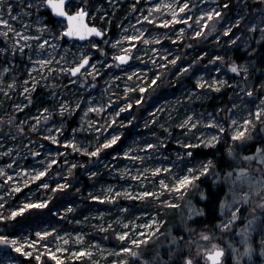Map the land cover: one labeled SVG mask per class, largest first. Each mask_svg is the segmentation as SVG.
Here are the masks:
<instances>
[{"label":"snow or ice","instance_id":"snow-or-ice-1","mask_svg":"<svg viewBox=\"0 0 264 264\" xmlns=\"http://www.w3.org/2000/svg\"><path fill=\"white\" fill-rule=\"evenodd\" d=\"M107 2L119 7V0ZM139 3L131 5L139 13L135 23H122L113 37L103 0H18L15 5L0 0V149L12 142L0 151L8 161L0 163V222L31 223L20 235L0 229V264H20L21 256L34 264H224L226 249L217 241L240 219L241 207L257 203L264 209V79L249 70L257 67L251 56L261 55L251 45L264 51V7L256 15L246 0L215 6L213 0ZM231 8L238 11L229 15ZM213 33L217 43L223 38L237 50L251 47L249 60L226 58L230 49L209 59L210 67L203 66L207 52L185 58L181 43ZM259 71L264 77V68ZM168 76L183 84L181 94L152 105L143 122L147 138L124 143V129L137 120L132 112L143 108L145 94L155 93ZM101 81L97 97L93 93ZM81 85L86 95L77 94ZM229 90L225 103L223 93ZM212 96L221 98L209 110L204 102ZM29 109L35 115L25 114ZM78 113L76 126L69 127V118ZM17 139L27 141L23 149ZM218 146H225V155H215ZM25 153L37 166L21 163ZM81 170L94 182L92 191L77 186ZM105 176L118 183H101ZM205 182L209 189L202 190ZM193 189L208 211L188 199ZM74 193L81 202H97L118 214L109 219L111 212L97 211L75 219L82 203L67 199ZM17 194L24 197L18 203ZM182 205L186 212L173 231L167 214ZM217 211L224 219H216ZM97 217L102 222L92 231L99 238L91 242L88 232L59 227L70 218L85 225ZM205 219L212 225L190 226ZM255 221L254 216L241 228L245 241ZM232 251L237 264H244L253 248Z\"/></svg>","mask_w":264,"mask_h":264},{"label":"rangeland","instance_id":"rangeland-1","mask_svg":"<svg viewBox=\"0 0 264 264\" xmlns=\"http://www.w3.org/2000/svg\"><path fill=\"white\" fill-rule=\"evenodd\" d=\"M12 2L15 5L18 3V0H12ZM103 2H104L105 8L111 12V15H110V19L112 21L111 27L113 29L114 35H112L111 33H110V35L113 37H116L120 33L122 23L125 25H127L129 22L134 24L135 23L134 17L139 16L138 12H133L131 9V5L133 3H136V0H119V7H115L114 5L108 3L107 0H103ZM146 3H147V0H140V3L137 5V7H141L142 5H145ZM16 10H18V8ZM120 10H123V13H121ZM145 14H147V13L145 12ZM180 26H183V25H180ZM163 31H166V29H163ZM168 35L171 36V35H173V33L168 32ZM140 63H144V62L141 61ZM213 75L218 76L219 74L213 73ZM105 79H107V77H105ZM102 85H103V81H101V84L97 86L98 91L94 92L93 95L99 97L100 92H103ZM80 87H81V91H79L77 94L78 95H86V93L83 91L84 86L81 85ZM116 91H119V89H117ZM150 92H151V90H150ZM40 95H41V93L38 92L37 98H39ZM153 98H155L153 96V94H151V95L145 94V101H144L143 107H147L149 110V102H151V103L153 102V104H156L157 101L169 100L172 98V96H169V95L164 96L163 95V96H159L156 99H153ZM16 102H19L18 98L16 99ZM37 107H39V104H37ZM197 107L198 106H196V108ZM6 110L10 111L9 109H6ZM27 111H31L32 115H35L34 109L26 110L25 114H27ZM149 112H151V111L146 112L147 115L145 116L143 122L145 120H147ZM133 113H136V112L133 111L132 114ZM13 114L17 115L18 118L21 120L24 118V115H22V114H19V113H13ZM0 115H3V112H0ZM78 118H79V113L77 114L76 117L69 118L68 126L69 127H75L76 121L78 120ZM177 119H180V117H177ZM141 129L144 130L145 128L142 127ZM6 131H7V128H5V132ZM124 132H125V130H124ZM65 134L67 135V133H65ZM141 137L147 138L148 133H142V134L137 135L136 137L133 136V137L127 138V140L130 141L133 138L138 139ZM11 143L12 142L9 141V143L5 145V148L0 149V151L5 150L6 147L9 146ZM15 143L20 144L21 149H23V146H24V144L27 143V141L26 140L21 141L20 139H17ZM46 147H47V145H46ZM24 155H25V159L21 163H24L27 165H32V166H37L35 158L27 156L26 153ZM7 162L8 161L5 160L3 157H0V163H7ZM123 163H128V162L124 161L119 166H123ZM101 183H118V181L114 177L105 176L102 178ZM93 186H94V182H91L90 185H88V187L86 189L88 191H92ZM30 187L32 188V191L35 192V187L34 186H30ZM95 187L99 188V184H95ZM227 187H228V185L226 184L225 185L226 191H227ZM27 191H28V189H24V192H27ZM37 195H40V194L37 193ZM23 198H24L23 194H17L14 197V199L16 200L17 203L20 200H22ZM67 199L69 201L76 200L77 202H81L80 197L78 195L76 197H72V196L68 197ZM229 199H231V197H229ZM257 199H259V198L254 197V200H257ZM81 203H82V207L78 209V211L74 217L75 219H81L82 218L81 213H83V215L87 216V215H89V213L95 214L97 211L111 212L112 215L110 217H108L109 219H114L115 216L118 214L116 212V210L112 209L111 207L98 204L97 202L92 203L91 201H88L87 199L83 200ZM12 206H15V205H12ZM252 209H255V211H252ZM54 212H55V208H53V213ZM185 212H186V210L183 208L182 216L184 215ZM220 216H221V219H224V214L220 213ZM254 216L256 217V221H255L254 225L252 226V231H251L247 241H245L244 235L241 233V228H244L245 226H247L249 220H251ZM29 219L31 220L32 223L38 222V221L34 220L33 217H30ZM42 219H43V217H42ZM101 222L102 221L99 219V217H97L95 220L90 221L89 224L77 225V224L72 223L71 218H70L69 221L62 222L59 225V227H62L65 231H68V232H75V231L88 232L89 233L88 240H89V242H91V240L93 238H99L97 232L92 231V225L99 224ZM190 226L193 228H197V229H200L203 227L200 225H190ZM9 228L11 229L10 231L7 230ZM24 228H28L29 230H31V223L26 224L24 222V220L21 218H17V221L9 220L6 224L4 222H0V229H4L5 230L4 234H7V235H20L23 232ZM169 228H171V227H169ZM262 228H264V209H261L257 203H253V204H250L247 206H242L240 219L233 225V227L229 233L224 234L223 237L217 241L220 245H222L226 249L224 264H237V261L235 259L236 253L232 251V248L233 247L238 248L240 250V252H243L244 249L248 246V244L252 245L253 252H252V255L250 257L249 256L244 257V264H264V251H261V249L264 248V243H261L262 239H264V231H261ZM216 234L219 236L220 232L217 231ZM24 235H27V232H24ZM186 239H187V237H186ZM229 241H231V245L228 243ZM161 242H163V238H161ZM109 246L114 247V245H109ZM153 247H155V246H153ZM2 249H3V246H0V250H2ZM229 253H231V255H229ZM17 255L20 256V254H17ZM20 264H34V262L28 257H22L21 256ZM209 264H210V262H209Z\"/></svg>","mask_w":264,"mask_h":264},{"label":"trees","instance_id":"trees-1","mask_svg":"<svg viewBox=\"0 0 264 264\" xmlns=\"http://www.w3.org/2000/svg\"><path fill=\"white\" fill-rule=\"evenodd\" d=\"M223 2V0H213V6H215V3H221ZM246 4L247 6L250 8L251 13L258 15V9L264 7V0H246ZM121 13H123V10H120ZM229 12V15H232L233 13L237 12L238 9L235 8H231L229 10H226ZM224 26V22L221 21L219 24H217V28L220 29ZM195 27V25H194ZM161 32H163V28L161 27L160 29ZM111 34L114 35L113 29L111 30ZM188 36H191V32H188L187 34ZM254 39H259L258 35L254 36ZM185 43H192L193 44V48L191 50L184 48V44ZM163 46L165 48H168V50L171 52L173 51V49L170 46V42L165 41L163 43ZM251 47H257L258 48V52H261L260 56L257 55H252L251 56V62L256 64V70L253 71V69L249 68L250 72H253V76L254 78L259 77L260 79H263L264 77H260V69L264 68V64L261 63V58L264 57V51H261L259 49V47L255 44L251 45ZM251 47L247 50H245L243 47H241L239 50L233 48L231 45L225 44L223 38H221L220 42L217 43L216 40V34L213 33L211 36H209L206 40L201 39V38H194L192 40L186 39L183 43L180 44V49L183 53H186V59H195L197 58L201 52H207L208 53V57H206L203 61V66L204 67H210L208 65V60L211 59L212 57L216 56V55H225L226 51L230 49V51H227V56L231 57V58H236L239 60V62L243 63L244 61H248L249 60V54L251 53ZM231 75V74H229ZM187 83H191L190 81H186ZM183 87V84H178L176 83L175 79L171 76L166 77L165 83L160 85V88L157 89V91L155 93H152L153 96L156 99L159 96H173V95H180L181 94V89ZM230 96V90L228 92L223 93V97H224V101L225 103H227V99ZM221 97L220 96H212L209 99H207L204 102V107L208 108L209 110H211L212 106L215 105L219 99ZM152 105L153 102H149V110L147 107H143V108H137L135 110L136 113H133L132 115L137 116V120L133 122L132 125H128L124 130H125V137L123 138V142L127 143V138L133 137V136H137L139 134L142 133H148V130L144 129L142 130L141 128L143 127V120L145 118V116L147 115L146 112L148 111H152ZM196 106H198L197 108L199 110L201 109V102L197 101L196 102ZM146 109V111H145ZM140 117V118H139ZM125 118V114H122L121 119ZM130 118V117H128ZM128 136V137H127ZM171 147H174V145H172ZM219 147V151L215 153L216 156H221V155H225V151H224V147L225 146H218ZM177 151L179 150L178 148L176 149ZM202 151H208V150H202ZM75 155V154H74ZM167 155V153H166ZM86 159H90V158H86ZM76 176L79 178L80 184H78L77 186L79 187L81 184L83 185L82 187V191H84L88 185H90L91 181L86 175H84L81 171H78L76 173ZM215 187V185H213ZM209 189V184L207 182L202 184V190H207ZM224 191L226 192V188L224 189ZM77 195L74 193L72 195V197H76ZM188 199L192 200V202L194 204H196L198 207H203L205 209V211H208L209 205L208 204H202L200 201V197L198 195V190L193 189L188 196ZM224 196L221 195L220 196V201H223ZM94 203V202H92ZM213 204L215 205V200L213 201ZM182 210H183V205L181 206V208L178 209H173L171 211L168 212L166 219L169 221V224L167 225L168 227H171L173 229V231H175V226L181 222L182 220ZM34 218V217H33ZM216 219L220 220L221 216L220 213L217 211L216 213ZM35 220V218H34ZM213 223V221L211 219H205L204 221H202L201 224H196V225H200V226H211Z\"/></svg>","mask_w":264,"mask_h":264},{"label":"water","instance_id":"water-1","mask_svg":"<svg viewBox=\"0 0 264 264\" xmlns=\"http://www.w3.org/2000/svg\"><path fill=\"white\" fill-rule=\"evenodd\" d=\"M71 39V38H70Z\"/></svg>","mask_w":264,"mask_h":264}]
</instances>
